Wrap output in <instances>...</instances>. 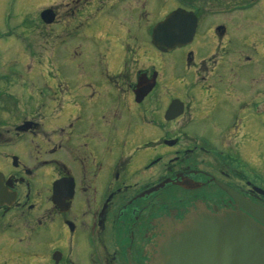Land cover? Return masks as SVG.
<instances>
[{"label": "flooded vegetation", "instance_id": "1", "mask_svg": "<svg viewBox=\"0 0 264 264\" xmlns=\"http://www.w3.org/2000/svg\"><path fill=\"white\" fill-rule=\"evenodd\" d=\"M179 9L193 39L155 47ZM44 11L0 64V264H153L198 211L264 228V0Z\"/></svg>", "mask_w": 264, "mask_h": 264}, {"label": "water", "instance_id": "2", "mask_svg": "<svg viewBox=\"0 0 264 264\" xmlns=\"http://www.w3.org/2000/svg\"><path fill=\"white\" fill-rule=\"evenodd\" d=\"M42 18L51 24L53 12L44 11ZM196 23L193 14L174 11L154 27V46L172 51L188 44ZM176 105L177 101L169 112L176 111ZM153 264H264V228L242 213L198 211L164 238Z\"/></svg>", "mask_w": 264, "mask_h": 264}, {"label": "rangeland", "instance_id": "3", "mask_svg": "<svg viewBox=\"0 0 264 264\" xmlns=\"http://www.w3.org/2000/svg\"><path fill=\"white\" fill-rule=\"evenodd\" d=\"M57 4L58 0H0V64L5 63V54L12 50L37 47L38 38L43 37L40 14ZM152 23L155 24L156 20ZM48 30L53 31V28ZM48 40L52 41V38Z\"/></svg>", "mask_w": 264, "mask_h": 264}]
</instances>
